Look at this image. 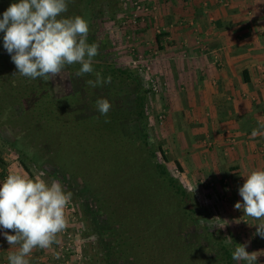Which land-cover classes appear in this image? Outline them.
Segmentation results:
<instances>
[{
	"label": "trees",
	"instance_id": "1",
	"mask_svg": "<svg viewBox=\"0 0 264 264\" xmlns=\"http://www.w3.org/2000/svg\"><path fill=\"white\" fill-rule=\"evenodd\" d=\"M110 1L112 0H69L68 12L65 15H80L87 20L90 28L88 42L97 43L99 49L94 58L92 74L78 78L75 72L79 65L66 69L64 75L67 77L70 74L73 87L72 93L66 97L58 99L53 94L51 81L14 75L17 69L7 51L2 50L0 59L3 58L2 63L7 65L2 72L5 80L0 81V88L3 89L1 95L7 98L8 104L0 108V113L10 120L0 123V129L10 128L13 117L17 118L14 121L18 123L17 120L21 116H13V107L15 109L16 103L25 99L29 111L24 112L29 113L30 122L33 124L23 127L10 147L35 167L44 170L41 164L43 158L49 154V148H46L42 138H38L36 131L51 132L47 122L54 120H65L68 128L82 127L83 130L94 124L103 135H109L110 132L115 137L117 142L113 147L117 144V148L121 146L132 151L133 156H136L135 160L144 166L141 172H145L144 168L149 167L147 164L151 165L146 171L153 176V186L159 191L158 194L162 193L153 201L144 200L143 197L139 201L128 198L121 202L118 199L107 202L104 194H98V191L89 187L87 180L90 177L85 174L79 175L84 178L83 185H75L79 194L75 196L70 191L72 198L79 203L85 200V204L81 205L97 245V264H237L232 260V252L240 242L237 239L227 242L228 238L210 232L205 226H199L194 198L168 169V159L164 151L160 149V159L157 151L150 146L146 125L148 90L144 86V78L135 69L115 66L107 61L110 45L105 37L101 38L100 28L101 21L108 16ZM96 73L105 78L111 76V83L96 88L89 87L86 81L94 80ZM99 98L108 99L112 105L107 117L101 116L96 110L95 101ZM62 101L71 105H56ZM68 117L73 119L70 121L72 125H69ZM106 119L109 122L106 123ZM17 127L21 128L18 125ZM33 128L35 132L31 134L30 130ZM24 136L28 143L24 142ZM18 140H22L25 145L18 143ZM27 145H35L36 153L37 148L40 149L42 159H37L34 151L25 147ZM20 161L25 171L32 176L29 165L24 160ZM55 166L57 167L56 164ZM57 168L63 171L60 166ZM71 177L75 178L73 175ZM163 194L171 198L163 199ZM87 213H90V216ZM156 218L159 220L153 222Z\"/></svg>",
	"mask_w": 264,
	"mask_h": 264
},
{
	"label": "crops",
	"instance_id": "2",
	"mask_svg": "<svg viewBox=\"0 0 264 264\" xmlns=\"http://www.w3.org/2000/svg\"><path fill=\"white\" fill-rule=\"evenodd\" d=\"M148 3L154 7L148 14L158 11L159 18L155 27L141 23L147 39L140 49L157 53L164 88L156 105L166 114L164 142L180 166L203 176L211 169L235 177L264 169V0ZM0 159V182L27 173L14 157ZM3 231L0 264H9L17 248Z\"/></svg>",
	"mask_w": 264,
	"mask_h": 264
},
{
	"label": "rangeland",
	"instance_id": "3",
	"mask_svg": "<svg viewBox=\"0 0 264 264\" xmlns=\"http://www.w3.org/2000/svg\"><path fill=\"white\" fill-rule=\"evenodd\" d=\"M135 1L141 2L145 6L151 7V9L153 7V4H149L148 0ZM14 2H18V0H0V18H2V13ZM132 2L133 0L110 1L108 16H105L101 21V38L103 39V37H105L107 43L110 45L108 49L110 55L107 57V61L113 63L115 66H124L134 69L131 64L132 56L134 57V55L137 56L139 54L149 56L151 60H154L150 73L158 76L159 74L155 70L157 53L154 51L150 54H146L141 50L142 48L140 49V47L145 44V39H147L146 36L142 35V24H152L151 26L155 27L154 25L159 18L158 11H156L155 14L152 13V15L140 13L141 19L133 24L132 17L134 9L132 7ZM152 11L154 12L153 9ZM148 30H150V28ZM3 35L4 33L0 32V56L4 49ZM136 41L138 43L134 46ZM2 60L3 58L0 59L1 82L5 80L2 72L7 65L3 64ZM140 76L144 78L145 86L149 75L140 74ZM2 93L3 89L0 88V108L8 104L7 98L1 95ZM161 97L162 93L154 96L148 93V117L146 125L149 131V143L150 146L157 151L160 159L162 158L160 149L164 151L168 159V169H170L173 176L180 181V184H182L194 198V204L198 210L197 216L199 217V226H205L210 232L218 233L221 237L228 238L227 242L231 241V239H237L240 244L249 242L248 248L246 249L249 252L264 250V238L255 234V225L259 224L261 221L254 220L244 215L242 210H236L234 208L237 201L242 202V198L238 194V188L244 183L243 177L223 175L221 168L220 170L211 169L213 172L209 174L205 173L203 176L202 174H197L198 172L196 173L195 167L192 165L189 168L177 166L179 163L176 158L178 157L176 155L177 152L175 150H170L164 142L165 136H167L164 134L165 127L163 126L166 114L159 110V105H156L157 99ZM158 100L160 101V99ZM19 110L17 111L16 108L14 109L13 107V116L14 114L21 116V118L17 120L18 123L14 121V119H17L16 117L12 118L13 122L10 124L9 131L13 134H19L22 132L23 127H29L33 124L30 122L29 113ZM159 116H161L162 119H159ZM7 120L10 119L3 113H0V123H4ZM67 120H69L70 123L73 119L68 117ZM47 123H49L51 132L44 133L42 130L41 132L36 131V133H38V138H42L46 143V148H49L48 159L51 161V164H56L57 167L60 166V168L63 169L62 176L65 177L66 174L73 175L83 182L84 178L79 175H88V177H90V179L87 180L89 187L94 191H98V194H104V197L107 198V202L116 201L117 199L121 202V200L123 201L128 198L139 201L143 197H145L144 200L148 199L153 201L158 199V195L162 194L161 192L158 194L159 191L153 186L155 182L153 176L146 171V168L151 167V165L147 164L146 166L149 167L144 168L146 173L141 172V168L143 169L144 166L141 165L139 161L135 160L134 157L136 156H133L130 149H124L121 146L117 148V144L116 147H113L117 141L110 132H108L109 135L105 136L94 124H90L89 128L84 130L82 127L79 129L73 127L74 130L71 126H69L70 129L67 127L68 125L65 123V120L64 122L54 120L51 122L48 121ZM17 125L21 128L18 129ZM69 125L72 124L70 123ZM34 128L30 130L31 134H34ZM7 131V128L0 129V153L2 155L5 154L14 157L20 164V160H24L30 167V171L33 174L32 177L43 172L40 168L31 164L26 158H21L18 152L11 149L6 141L9 140L8 136L10 137ZM23 140L28 143V139L25 136ZM21 141L22 140L19 142L18 140V143L24 144ZM121 144L123 145V143ZM34 146L27 145L25 147L32 149L37 159H40L42 152L37 148L36 153V148ZM166 151L169 153L167 154ZM138 158L140 159L139 155ZM142 158L143 156H141V159ZM42 178L48 183L55 180L47 174ZM71 183L73 184V182ZM156 184L158 183L156 182ZM64 190L70 192V190ZM163 196V199L166 197L171 198L164 194ZM65 217L67 226L62 232L57 234L60 238H57L58 240H56L54 244L55 247L50 246L49 249H34L27 257L29 264H97V260L95 259V254L97 252L95 238L90 232L89 223L88 220H86V214L84 213L81 203L75 198H72V196L65 208ZM103 218L104 217H102V219ZM149 220L152 221V218ZM158 220L159 218H156L153 222ZM224 220H227L229 223L226 227L220 228L219 226L226 223ZM249 224L252 225L250 226ZM153 232L157 234L155 231ZM151 236L153 238L154 234ZM240 264H243V262H240ZM257 264H264V255L258 257Z\"/></svg>",
	"mask_w": 264,
	"mask_h": 264
},
{
	"label": "clouds",
	"instance_id": "4",
	"mask_svg": "<svg viewBox=\"0 0 264 264\" xmlns=\"http://www.w3.org/2000/svg\"><path fill=\"white\" fill-rule=\"evenodd\" d=\"M68 3L69 0H18L2 13L3 48L17 69L14 75L32 80L42 78L45 82L59 78L62 82L70 79V74L66 77L64 73L74 65L80 66L75 72L78 78L94 72L99 45L88 42L87 20L80 15H65ZM95 75L94 80L86 81L89 87L111 83V76ZM55 87L66 88L60 82ZM95 107L101 116L107 117L112 105L108 99L99 98ZM252 135L256 136L257 131L253 130ZM44 175L41 172L32 177L14 172L0 182V228L8 244L17 248L8 256L9 264H29L28 255L36 248H49L67 226L65 208L72 193L66 192L59 180L48 183L42 178ZM243 177L244 183L238 188L242 202L237 201L234 208L261 221L255 225V234L264 238V169L252 170ZM224 221L220 228L228 225ZM248 244H238L232 260L238 264H257L264 250L249 252Z\"/></svg>",
	"mask_w": 264,
	"mask_h": 264
},
{
	"label": "flooded vegetation",
	"instance_id": "5",
	"mask_svg": "<svg viewBox=\"0 0 264 264\" xmlns=\"http://www.w3.org/2000/svg\"><path fill=\"white\" fill-rule=\"evenodd\" d=\"M51 82H52V85H53V88H54L53 94L58 99L66 97L67 95H70V93H72L73 87H72V83H71L70 79H67V80H64V81L61 82V81H59V78H57V81H51ZM57 82L63 83V85L66 88H57V87H55ZM56 105H71V104L69 102H63L62 101L61 104L56 103ZM18 106H19V108H18ZM15 108H16L17 111L19 109H20L19 111H27V112L29 111L28 103H27V101L25 99H23L21 101V103L17 104V106H15ZM7 130H8L7 133L10 135V137L8 136L9 140H6V141L8 142L9 145H11V143H13L16 140L17 134H13L12 132H10L9 131V127L7 128ZM42 163L43 164H41V165H42V167L44 169L42 171L45 174H47L48 176L54 178L55 180H59L62 183L64 189L72 191L75 196H77L79 194V192L77 190V187H75V185H77L76 183H80V184L83 185L82 181H80L77 178H72L71 175H69V174H66L65 177L62 176V172L55 165L51 164V162L48 159V156H45L43 158V162ZM71 182H73V184ZM81 203L85 204V200H83ZM91 205H92V203H91ZM88 215L90 216V213Z\"/></svg>",
	"mask_w": 264,
	"mask_h": 264
},
{
	"label": "built area",
	"instance_id": "6",
	"mask_svg": "<svg viewBox=\"0 0 264 264\" xmlns=\"http://www.w3.org/2000/svg\"><path fill=\"white\" fill-rule=\"evenodd\" d=\"M132 7L134 9L132 21L133 24L137 22V20L141 19V14H148L154 7H147L141 2L133 0ZM153 59V58H152ZM154 60H151L149 56H143L142 54H139L137 56L134 55L131 58V64L133 65L134 69L138 71L141 75H149L147 79L146 89L148 90V93L151 95H159L162 93L164 84L161 80V78L157 75H154L150 73L152 70V64ZM152 74V75H151ZM159 119H162L161 116H159Z\"/></svg>",
	"mask_w": 264,
	"mask_h": 264
}]
</instances>
